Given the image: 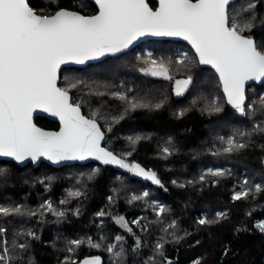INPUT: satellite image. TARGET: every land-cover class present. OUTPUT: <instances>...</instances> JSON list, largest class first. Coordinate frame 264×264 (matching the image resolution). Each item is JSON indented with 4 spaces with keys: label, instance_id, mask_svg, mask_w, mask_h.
<instances>
[{
    "label": "trees",
    "instance_id": "trees-1",
    "mask_svg": "<svg viewBox=\"0 0 264 264\" xmlns=\"http://www.w3.org/2000/svg\"><path fill=\"white\" fill-rule=\"evenodd\" d=\"M146 1L152 9L156 8L155 1ZM253 2L256 7L246 11ZM28 3L39 15H52L59 9L83 15L96 12L89 0ZM228 14L230 22L235 21L241 28L251 22L253 27L243 34L264 50V0H237L228 7ZM144 48L151 50L156 65L143 53ZM176 48L187 49L192 60L177 64ZM160 63L168 68L169 80L145 75L146 69ZM189 76L192 83L177 96L174 83ZM59 87L68 90L72 102L80 104L86 117L93 118L96 113L95 119L105 134L103 146L108 151L129 164L152 170L163 187L113 164L53 168L41 163L36 168H20L0 161V206H18L22 212L0 216V228L5 229L0 233V254L7 247L12 256L10 264H70L66 257L79 262L96 256L103 264H113L107 247L117 243L118 235L124 237L115 249L124 248L121 264H145L150 256L155 257L154 264H165V258L171 264H194L197 260L200 264H264V233L256 227L264 221V191H254L255 184L264 186V131H254L256 125L264 128V84L248 89L245 112L238 113L226 104L214 72L201 68L187 45L152 40L98 64L62 69ZM114 92L149 107L126 111L127 103L114 97ZM213 101L221 107L220 112L209 110ZM155 104L162 106L157 109ZM181 112L183 115H179ZM35 123L48 130L58 128L57 123L41 117ZM241 132L250 135L241 137ZM128 137L141 139L132 144ZM229 137L248 147L224 152ZM165 146L173 149L166 158L161 152ZM209 169L224 170L226 175L212 176L207 174ZM201 175H205L203 182ZM245 178L251 194L233 201L232 193L245 187ZM76 192L80 195H70ZM144 192L149 195L129 203L133 195ZM46 202L64 215L57 217L47 207L41 208ZM153 203L168 209L159 219ZM101 211L104 216L97 215ZM218 212L226 214L218 223H197L202 216L214 220ZM117 217H124L132 233L117 225ZM173 221L176 227L163 231ZM29 232L38 239L28 236ZM171 233L183 239L177 243ZM89 237L101 246L90 247L86 243ZM137 239L141 247L133 252ZM72 240L85 243L74 248L69 243ZM157 242L164 244L163 256L156 255ZM19 244L27 247L21 250ZM69 248L74 251L69 252Z\"/></svg>",
    "mask_w": 264,
    "mask_h": 264
},
{
    "label": "snow or ice",
    "instance_id": "snow-or-ice-1",
    "mask_svg": "<svg viewBox=\"0 0 264 264\" xmlns=\"http://www.w3.org/2000/svg\"><path fill=\"white\" fill-rule=\"evenodd\" d=\"M229 3L230 0H158V7L153 10L146 0H95L97 14L84 16L66 9H60L53 15H39L29 6L28 0H0V157H11L17 162L27 159L35 162L44 157L53 163L91 157L103 164L127 169L136 176L163 187L152 170H145L137 163L129 164L101 146L105 134L95 119L96 113L90 119L81 114L80 104L71 101L68 90L57 86L58 69L68 62L82 64L105 53L120 52L145 35L181 37L195 50L199 64L210 65L215 70L227 103L238 113L244 114V85L246 81L264 78V50L259 49L250 36L243 34L253 27L251 22L243 28L235 21L230 22ZM255 7L254 2L249 3L246 11ZM186 61L188 58L185 56L176 63L183 65ZM152 64L156 65L157 62L153 60ZM147 71L153 76L170 78L168 68L163 63ZM191 83V76L177 80L176 95H182ZM70 86L76 87L75 84ZM112 95L127 103L126 111L149 107L143 102L128 99L120 92ZM261 101L264 103V97H261ZM161 106L154 105L157 109ZM37 109L59 119L58 132H46L33 124V112ZM209 110L220 112L222 109L213 101ZM179 115H183V112ZM122 118L123 116L119 119ZM114 121L118 122V119L114 118ZM254 131H264V128L256 125ZM239 135L244 137L250 134L241 132ZM128 139L135 144L141 137ZM225 143L227 147L223 151L226 153L248 147L247 143L237 141L234 137H229ZM172 151L167 146L161 149L165 158ZM207 174L222 177L226 172L209 169ZM204 180L205 175H201L200 181ZM248 184L249 180L245 178V187L232 194L233 201L246 199L251 194L252 190L246 187ZM177 186L185 187L184 184ZM254 191H264V186L255 184ZM70 195L78 196L80 193ZM148 195V192L133 195L129 203L142 200ZM111 199L109 197L110 201ZM152 206L158 219L168 211L166 207L156 203ZM44 207L53 211L57 217L64 215L62 211H54L48 202L41 205V208ZM12 214H22L21 208L0 206V216ZM97 215L104 216L105 213L101 211ZM225 217V213L218 212L214 220L202 216L197 223L201 226L211 225ZM115 221L132 233V228L124 217H117ZM132 223L137 224L139 221ZM175 227L176 222L173 221L163 231L167 233L169 228ZM256 227L264 233V221ZM4 231V228H0V233ZM27 235L38 239L32 232ZM171 235L177 243L183 239L175 233ZM115 239L117 243L108 245L107 251L114 258L113 264H121V258L125 255L124 248L121 246L119 251L115 249L124 237L118 235ZM69 243L78 248L85 241L72 240ZM86 243L93 248L101 246L90 237ZM18 247L23 250L27 245L19 244ZM140 247L141 242L137 239L133 252ZM74 248H69L68 251L72 252ZM163 248L164 244L157 242L156 255L163 256ZM11 259L12 256L5 247L0 254V264H10ZM65 259L70 264H78L69 257ZM154 261L155 257L150 256L145 264H154ZM79 264H101V259L99 256L90 257ZM165 264H171V261L165 258ZM194 264H200V261L197 260Z\"/></svg>",
    "mask_w": 264,
    "mask_h": 264
},
{
    "label": "water",
    "instance_id": "water-1",
    "mask_svg": "<svg viewBox=\"0 0 264 264\" xmlns=\"http://www.w3.org/2000/svg\"><path fill=\"white\" fill-rule=\"evenodd\" d=\"M153 1L156 2V7H158V0H153ZM235 1H237V0H230V3L228 5V7L230 6V4L234 3ZM89 2L92 3L95 6V8H96V13H94L92 15L97 14V12H98V6L95 4V0H89ZM153 10H155V9H153ZM69 11H72V10H69ZM74 12H76V11H74ZM79 14H81V13H79ZM81 15H83V14H81ZM92 15H84V16H92ZM152 40L153 41H162V40H165V41H172V42H180V43H183V44L187 45L191 49V51L193 52V54L196 57L195 50L192 48V46L187 41H185L181 37L145 35V36L139 37L136 40H134L126 49H123L120 52H116V53H105L103 56H99V57H97L95 59L86 60L82 64H77L75 62H68V63H65V64L61 65L60 68L58 69V72H57V86L59 87V83H60V72L64 68H78V69H82V68H85V67H87L89 65H92V64H98V63H100V62H102V61H104V60H106L108 58H115V57L121 56V55H123V54H125V53H127V52H129L131 50H133L137 45H139L141 43H145L147 41H152ZM196 60L198 62V58L197 57H196ZM198 64H199V62H198ZM199 66L201 68H206V69L212 70L214 72V74L216 75L218 81H219L218 75L215 73V70L212 69L210 65H201V64H199ZM151 68H156V67H151ZM148 69H150V68H148ZM148 69L145 70V75L147 77H149L151 79H158V80H169V78H166L165 76H153L149 71H147ZM262 84H264V78H261L260 80H249V81H246L245 82V85H244L245 103L247 101V91H248V89L251 86H253V85H258L259 86V85H262ZM220 88H221V93H222V95H223V97L225 99L226 104L229 107L233 108L231 105H229L227 103V99H226V97H225V95L223 93V89H222L221 85H220ZM69 96H70V94H69ZM70 98H71V96H70ZM71 101H72V99H71ZM81 114L84 115L83 112H82V110H81ZM38 117L45 118V119H47V120H49L51 122L57 123L58 124V128L55 129V130H48V129H44V128L36 125L35 119L38 118ZM85 118H88V117L85 116ZM32 122H33V124L37 128H40V129H42L43 131H46V132H58L59 129H60L59 119L57 117L52 116L50 113L44 112V111H42L40 109H37V110H35L33 112ZM104 138H105V136H104ZM103 144H104V139L101 141V146L103 148H105L103 146ZM0 161L12 162L13 164H15L16 166H18L20 168L26 167L27 165H32L34 168H36L41 163H44V164H46L48 166H51L53 168L70 167V166H73V165H86L88 163H93V164H96V165H98L100 167H108V166L112 165V164H103L100 161L95 160L94 158H91V157H89V158H87L85 160L60 161L58 163H53L52 161H49V160H47L44 157L38 158L35 162H33L31 159H27V160H25L23 162H17L14 159H12L11 157H0ZM132 175L133 176H136L134 173H132ZM86 258H90V257H85V258L81 259L79 262L83 261ZM79 262H78V264H79ZM101 264H103L102 260H101Z\"/></svg>",
    "mask_w": 264,
    "mask_h": 264
},
{
    "label": "rangeland",
    "instance_id": "rangeland-1",
    "mask_svg": "<svg viewBox=\"0 0 264 264\" xmlns=\"http://www.w3.org/2000/svg\"><path fill=\"white\" fill-rule=\"evenodd\" d=\"M179 49H184V48H176V60H178V50ZM185 50H187V49H185ZM140 51H138L137 52V55H140ZM143 53L150 59V61L152 62L153 60H155L154 58H152V52H151V50H149L148 48H144V50H143ZM188 53H189V56L187 57L188 58V61H190V60H192V57H191V55H190V52L188 51ZM156 61V60H155ZM174 92H175V89H176V82L174 83ZM188 89V88H187ZM187 89L185 90V92L187 91ZM175 94H176V92H175ZM234 192H237V191H234ZM233 192V193H234ZM232 193V194H233ZM223 213V212H222ZM119 227H121L119 224H117ZM123 228V227H122Z\"/></svg>",
    "mask_w": 264,
    "mask_h": 264
},
{
    "label": "built area",
    "instance_id": "built-area-1",
    "mask_svg": "<svg viewBox=\"0 0 264 264\" xmlns=\"http://www.w3.org/2000/svg\"><path fill=\"white\" fill-rule=\"evenodd\" d=\"M188 57L189 56V53H188V50H185V49H179L178 50V60L181 59L182 57Z\"/></svg>",
    "mask_w": 264,
    "mask_h": 264
},
{
    "label": "flooded vegetation",
    "instance_id": "flooded-vegetation-1",
    "mask_svg": "<svg viewBox=\"0 0 264 264\" xmlns=\"http://www.w3.org/2000/svg\"><path fill=\"white\" fill-rule=\"evenodd\" d=\"M96 13V12H95Z\"/></svg>",
    "mask_w": 264,
    "mask_h": 264
}]
</instances>
